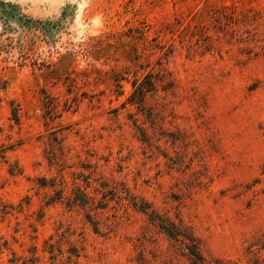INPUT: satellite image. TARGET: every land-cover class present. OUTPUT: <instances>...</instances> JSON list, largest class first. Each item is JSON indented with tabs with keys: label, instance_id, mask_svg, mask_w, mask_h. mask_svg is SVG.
I'll return each mask as SVG.
<instances>
[{
	"label": "rangeland",
	"instance_id": "374dc122",
	"mask_svg": "<svg viewBox=\"0 0 264 264\" xmlns=\"http://www.w3.org/2000/svg\"><path fill=\"white\" fill-rule=\"evenodd\" d=\"M0 264H264V0H0Z\"/></svg>",
	"mask_w": 264,
	"mask_h": 264
},
{
	"label": "trees",
	"instance_id": "16d2710c",
	"mask_svg": "<svg viewBox=\"0 0 264 264\" xmlns=\"http://www.w3.org/2000/svg\"><path fill=\"white\" fill-rule=\"evenodd\" d=\"M154 83L152 82L151 85L149 86H146L144 85L143 83H139V85H137V83H134V87H135V90L134 92L132 93L131 95V99L130 101H133V102H141V103H144L145 100H146V93L148 90H151L154 88ZM135 95H137L135 97ZM161 224V227L166 231L168 232V234H170L171 236H173V233L171 231V229L166 226L165 224L163 223H160ZM192 251L194 252V254L200 259V260H204L203 256L200 255L198 253V251H196L195 249H192Z\"/></svg>",
	"mask_w": 264,
	"mask_h": 264
}]
</instances>
